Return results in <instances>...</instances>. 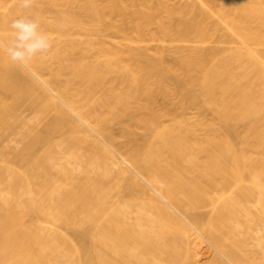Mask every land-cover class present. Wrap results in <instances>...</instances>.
Returning <instances> with one entry per match:
<instances>
[{
  "label": "bare ground",
  "instance_id": "1",
  "mask_svg": "<svg viewBox=\"0 0 264 264\" xmlns=\"http://www.w3.org/2000/svg\"><path fill=\"white\" fill-rule=\"evenodd\" d=\"M0 264H264V0H0Z\"/></svg>",
  "mask_w": 264,
  "mask_h": 264
},
{
  "label": "clouds",
  "instance_id": "2",
  "mask_svg": "<svg viewBox=\"0 0 264 264\" xmlns=\"http://www.w3.org/2000/svg\"><path fill=\"white\" fill-rule=\"evenodd\" d=\"M34 0H20L24 9L32 7ZM11 38L0 41V52L14 63L26 64L37 56L46 55L52 48L49 36L40 29L39 21L31 16L22 15L10 23Z\"/></svg>",
  "mask_w": 264,
  "mask_h": 264
}]
</instances>
